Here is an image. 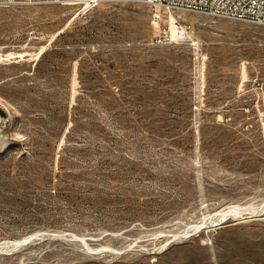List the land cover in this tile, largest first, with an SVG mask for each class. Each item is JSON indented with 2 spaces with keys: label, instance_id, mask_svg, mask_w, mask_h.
Returning a JSON list of instances; mask_svg holds the SVG:
<instances>
[{
  "label": "rangeland",
  "instance_id": "1",
  "mask_svg": "<svg viewBox=\"0 0 264 264\" xmlns=\"http://www.w3.org/2000/svg\"><path fill=\"white\" fill-rule=\"evenodd\" d=\"M21 1L0 7V145H14L0 184L28 146L47 147L42 166L65 152L66 172L101 179L113 204L82 207L101 224L78 231L72 198L42 199L33 219L0 198V242L44 233L0 264H264V213L213 225L264 200V25L175 12L192 40L157 42L169 20L155 32L143 0Z\"/></svg>",
  "mask_w": 264,
  "mask_h": 264
},
{
  "label": "trees",
  "instance_id": "2",
  "mask_svg": "<svg viewBox=\"0 0 264 264\" xmlns=\"http://www.w3.org/2000/svg\"><path fill=\"white\" fill-rule=\"evenodd\" d=\"M80 35H85L84 32H80ZM69 138V137H68ZM65 153V152H64ZM64 153L59 154L58 168L55 171L53 166L51 169H46L39 163L38 158L52 157L54 152L47 147H38L30 145L21 155L20 159H28L30 161H24L21 164L9 165L7 167V179L8 183L0 184V198H5L12 207V212L15 210V204L20 199L23 201V216L28 218H38L39 214H42V206L40 202L42 199L63 198L71 199L73 203L71 206L78 214L77 223L75 229L83 231L81 229H92V224H101L100 220L91 221L84 224V217L82 215V207L102 208L109 204H113V201H109L107 194L98 188H104L101 185L102 180L89 176L84 171L67 173L65 170L63 156ZM17 154L13 153L11 157H16ZM15 167H20L21 171L16 170ZM75 170V169H73ZM66 185V188L71 191V194H66L59 188ZM57 186V187H56ZM56 190V194L52 191ZM34 202V203H33ZM52 217V216H51ZM19 220V218H16ZM111 227V226H106ZM34 228H28L26 232L32 231ZM14 236V234H9Z\"/></svg>",
  "mask_w": 264,
  "mask_h": 264
},
{
  "label": "built area",
  "instance_id": "3",
  "mask_svg": "<svg viewBox=\"0 0 264 264\" xmlns=\"http://www.w3.org/2000/svg\"><path fill=\"white\" fill-rule=\"evenodd\" d=\"M60 0H25L30 4L56 2ZM106 0H74L72 3L81 4L86 10L94 8ZM150 7V22L153 30L162 28V12L169 20V34L160 36L157 42L177 41L171 34L172 23L179 25L175 12L193 11L208 14L213 17L243 20L264 25V0H143ZM21 0H0V7H9ZM177 20V21H176ZM180 38V37H179Z\"/></svg>",
  "mask_w": 264,
  "mask_h": 264
},
{
  "label": "bare ground",
  "instance_id": "4",
  "mask_svg": "<svg viewBox=\"0 0 264 264\" xmlns=\"http://www.w3.org/2000/svg\"><path fill=\"white\" fill-rule=\"evenodd\" d=\"M173 33L177 34V36L182 38V39L192 40V38H191V36L189 34L185 35L186 32L183 29H181V27L179 25H175L174 23H172V26H171V34H173ZM191 43L196 45V46H199V42L198 41L194 40ZM243 80H246V73H244V75H243ZM263 213H264V200H262L261 202H259L257 204L253 203V204H248V205H234V206L227 207V208L221 210L220 212H218L217 218L214 221L213 225H222L223 223H226L229 220H239L244 215H248L250 217H255L256 218V216L262 215ZM202 225H203V223H202ZM198 227H199V225H197V226H194V225L186 226L180 231V233L178 235L174 236L173 239L178 238V237H184L185 238V237L189 236L193 232V230L198 228ZM156 235H157V237L158 236H162L163 232L156 233ZM29 239L30 238H28V239L26 238L23 241H14V242H11V243L8 242V241L0 242V252H2V253H10L11 250L17 249L23 243H25V242L30 243V242L35 240V239L34 240H29ZM80 239H82V238H80ZM173 239H170V238L167 239L165 241V243L163 244L162 249H165L170 244V242ZM88 249H89V251H91L93 253L94 252H98V251L100 252L101 249L102 250H107V251H110V252H117V250L111 249V248H107V247L106 248H101V249L100 248H91V247H89Z\"/></svg>",
  "mask_w": 264,
  "mask_h": 264
},
{
  "label": "water",
  "instance_id": "5",
  "mask_svg": "<svg viewBox=\"0 0 264 264\" xmlns=\"http://www.w3.org/2000/svg\"><path fill=\"white\" fill-rule=\"evenodd\" d=\"M6 121H7V112L3 109V108H0V124H3V126H5L6 124ZM1 129V128H0ZM14 148V145L12 142H9L7 143L4 147L0 145V154H5L7 151H11L12 149ZM250 218H254V217H250L248 215H244L241 219L239 220H245V219H250ZM54 236L56 234H53ZM42 237H44V233H39V232H36V233H33V234H29V235H26L20 239H16V240H12V241H8V242H14V241H23L24 239H28L30 238L29 240H34V239H41ZM87 238L86 237H83V240H86ZM28 240V241H29ZM6 242V241H5ZM28 243L25 242L23 243L22 245H20L17 249L15 250H11V252H14V251H17L18 249L24 247L25 245H27Z\"/></svg>",
  "mask_w": 264,
  "mask_h": 264
}]
</instances>
